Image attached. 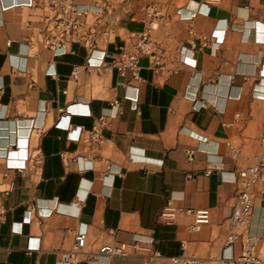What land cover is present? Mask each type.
I'll list each match as a JSON object with an SVG mask.
<instances>
[{
  "label": "crops",
  "instance_id": "1",
  "mask_svg": "<svg viewBox=\"0 0 264 264\" xmlns=\"http://www.w3.org/2000/svg\"><path fill=\"white\" fill-rule=\"evenodd\" d=\"M20 1L0 0V264H61L80 225L86 246L73 264L236 257L240 242L226 244L236 177L264 138V103L252 92L264 86V0H219L191 21L203 0H131L119 37L98 49L114 54L153 22L162 69L141 57L137 83L109 59L73 80L87 50L69 44L53 56L40 40L42 12ZM181 48L191 63L179 62ZM167 204L172 221L162 217ZM201 209L210 223L193 231L178 210ZM248 232L264 259L258 197ZM121 244L125 257L94 255Z\"/></svg>",
  "mask_w": 264,
  "mask_h": 264
},
{
  "label": "built area",
  "instance_id": "2",
  "mask_svg": "<svg viewBox=\"0 0 264 264\" xmlns=\"http://www.w3.org/2000/svg\"><path fill=\"white\" fill-rule=\"evenodd\" d=\"M219 0H203L196 5L195 12L191 17L185 18L191 21L195 15L207 14L212 5ZM19 3L27 7L38 8L41 12L42 29L39 32L41 43L47 47L53 56L65 54L69 44H79L88 52L86 63L82 67H76L71 78L78 80L81 70L100 69L105 60L109 59V65L114 68L121 77L128 76L131 81L139 82L140 66L139 59L148 56L152 59L154 70H161L160 60L153 55L150 47L151 31L155 29L153 22L146 24L145 29L140 33H130L126 40L128 45L117 46V52L108 54L105 50L98 49V43L106 44L108 40L118 38V29L121 28L122 12L129 8L131 0H96L92 4H81L79 0H21ZM152 16L154 12H150ZM179 19L180 10L177 12ZM190 35L192 31L189 32ZM9 44V43H8ZM179 62L182 64L191 63L185 56V49L179 50ZM260 80L264 81V73H261ZM252 92L264 103V86L256 84ZM102 121L92 131L96 143L100 141V128ZM79 137V133L76 138ZM259 152L255 162L238 171L236 177V195L230 217L229 225L231 232L226 238V244L231 245L240 242V253L232 259H219V264H264L255 254L257 240L248 232L252 216L253 200L258 197L264 205V138L258 141ZM233 158L237 152L232 148ZM176 211L170 204H167L162 217L172 221ZM178 212L191 215L193 223L190 229L198 231L202 226L210 223V213L206 209L201 210H178ZM87 230L80 225L74 235L73 244L68 252L63 254L61 264H73L77 255L81 254L86 246ZM129 254L127 245H103L94 254L97 258L125 257ZM173 264H196L195 258L184 256L171 259Z\"/></svg>",
  "mask_w": 264,
  "mask_h": 264
}]
</instances>
